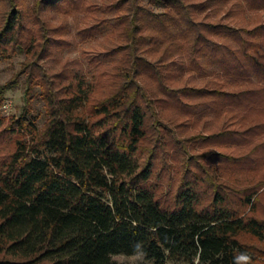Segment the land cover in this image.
<instances>
[{"label":"trees","instance_id":"obj_1","mask_svg":"<svg viewBox=\"0 0 264 264\" xmlns=\"http://www.w3.org/2000/svg\"><path fill=\"white\" fill-rule=\"evenodd\" d=\"M244 1L215 18L208 0H118L124 55L99 95L42 62L44 0H0V60L28 56L0 88L1 107L24 80L21 113L0 111V264H264V21L245 24L264 0Z\"/></svg>","mask_w":264,"mask_h":264},{"label":"rangeland","instance_id":"obj_2","mask_svg":"<svg viewBox=\"0 0 264 264\" xmlns=\"http://www.w3.org/2000/svg\"><path fill=\"white\" fill-rule=\"evenodd\" d=\"M38 0H23L28 7V13L32 14L34 3ZM118 0H56L55 2H43L42 17L47 21L52 29V42L47 53L42 58V62L49 72L62 73L65 82L71 80L76 74L87 78L88 81H100L98 94L105 95L108 83L114 75L121 69V62L124 51L112 52V50L125 43L119 13L125 12L126 7L116 10L114 3ZM212 9L216 10L215 18L224 16L229 9H237L239 1L244 0H208ZM248 22L246 25L254 26L256 18L263 20L264 9H246ZM32 20V18L29 17ZM260 19V20H261ZM57 28V29H56ZM28 56L26 53L18 52L13 56L0 60V88L9 82L16 73L21 70ZM24 76V75H23ZM21 80H23V77ZM182 83L200 84L203 79H193L190 73H185L181 77ZM21 82V81H20ZM105 84V85H104ZM24 80L16 87L8 89L4 104L0 111L11 116L20 114L25 104ZM33 107L35 117L40 126H43L48 113L46 103L42 96L41 87H36L34 91ZM179 164V163H175ZM175 166H173L174 168ZM264 207V206H262ZM260 215H264V208L258 210ZM248 239V238H247ZM249 240V239H248ZM259 248L264 249V241L258 239L249 240ZM117 264H155L147 259L143 254L127 255L116 254L113 256Z\"/></svg>","mask_w":264,"mask_h":264}]
</instances>
